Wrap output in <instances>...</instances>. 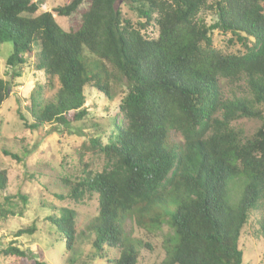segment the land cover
Wrapping results in <instances>:
<instances>
[{
	"label": "trees",
	"instance_id": "trees-1",
	"mask_svg": "<svg viewBox=\"0 0 264 264\" xmlns=\"http://www.w3.org/2000/svg\"><path fill=\"white\" fill-rule=\"evenodd\" d=\"M86 1L79 23L63 30L53 15L69 18ZM117 1L67 0L36 15L32 0H0V45L12 46L5 61L11 78L33 57L47 87L58 83L49 100L38 86L28 99L29 116L17 111L19 121L31 131L69 128L88 114L86 89L112 100L118 88L113 133L106 143L96 136L80 146V175L61 179L68 191L57 198L96 196L97 215L87 231L100 258L104 247L115 253L108 264H138L136 248H149L126 231L128 218L147 231L168 225L172 239L162 264H243L239 241L250 221L264 238V0H126L143 20L139 27L115 8ZM149 27L155 38L146 35ZM214 32L231 35L239 50L216 49ZM10 86L0 79V108ZM241 119L259 127L248 136L234 126ZM2 154L21 162L5 149ZM6 183L0 171V192ZM46 220L74 251V211L61 208ZM34 232L20 229L14 238ZM13 244L0 254L31 257Z\"/></svg>",
	"mask_w": 264,
	"mask_h": 264
},
{
	"label": "rangeland",
	"instance_id": "rangeland-1",
	"mask_svg": "<svg viewBox=\"0 0 264 264\" xmlns=\"http://www.w3.org/2000/svg\"><path fill=\"white\" fill-rule=\"evenodd\" d=\"M38 5L36 15L49 12L57 6H62L67 0H32ZM126 0H119L115 8L120 9L123 17L129 19L136 27L143 20H138L136 15L125 6ZM88 6V1L83 3L78 13L69 18H60L53 15L57 24L65 31L75 27L80 21V13ZM207 24L214 20L209 14L205 15ZM146 35L155 38L157 31L153 27L147 28ZM212 43L216 49L224 52H237L239 44L231 35L214 32ZM12 50L11 44L0 45V79L11 80L9 97L0 108V171L6 173V189L0 192V206L2 197L7 196L10 201L0 209L10 211L12 215H0V250L14 243L20 250L31 257L22 259L0 254V264H33L34 259L42 260L47 264H108L115 253L103 248V256L92 246L95 237L88 233V225L97 215V198L73 202L59 200L57 196L65 195L68 188L60 180L65 178L72 181L80 175L79 148L87 143L89 138L99 136L103 143L113 133L110 122L116 116L117 106L121 98L118 88L113 89L112 100L99 97L92 89H86L87 100L84 107L88 114L82 123L72 124L69 128L55 125L44 126L31 131L24 128L19 121L18 110L28 117L27 104L32 92L38 86L42 88L43 98L53 99L58 83L54 81L53 88L47 87V79L42 72L34 69L35 60L29 62L19 71L20 77L11 78L10 70L5 68V61ZM9 73V75L7 74ZM7 74V75H6ZM227 90V87H224ZM234 92L240 94L234 89ZM117 121L121 117L116 118ZM256 120L241 119L234 126L242 128L248 136L252 135L259 127ZM175 142L181 140L174 137ZM5 149L20 157L21 162H15L2 154ZM99 167L98 162H94ZM238 188L233 187L231 197L233 201L238 196ZM18 197H24L23 205ZM61 208H67L75 213L76 241L73 250L68 251L65 243L46 218ZM1 213L2 210H0ZM34 227L31 235H22L14 238V233L20 229ZM126 231L135 238L149 245V248L139 250L138 264H162L165 258L167 240L172 239V231L167 224L160 229L147 231L137 227L128 218L124 225ZM259 230L257 223L250 221L243 229L239 241V248L243 253V264H264V238L254 233ZM33 257V259H32Z\"/></svg>",
	"mask_w": 264,
	"mask_h": 264
}]
</instances>
